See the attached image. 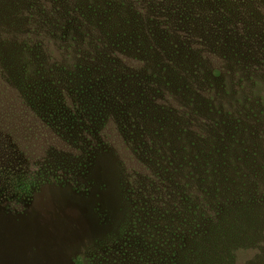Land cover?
<instances>
[{"label": "rangeland", "instance_id": "374dc122", "mask_svg": "<svg viewBox=\"0 0 264 264\" xmlns=\"http://www.w3.org/2000/svg\"><path fill=\"white\" fill-rule=\"evenodd\" d=\"M83 1L88 10L97 0ZM122 1L125 12L111 22L102 14L84 21L80 12L55 8L58 2L74 8L73 0H0V264H195L197 240L206 239L218 219L225 221L227 207L241 205L234 236L240 241L256 227L263 230L259 254L239 264H264V136L254 139L252 152L243 135L226 142L224 135L214 141L197 134L191 120L209 112L223 129L231 122L208 95L205 103L184 85L140 96L133 59L147 51L154 64H169L159 51L163 35L170 44L182 41L185 50L176 58L189 54V73L206 47L202 61L211 70V52L222 39L227 54L218 63L224 69L213 79L246 81L248 95L236 99L263 125L260 35L248 40L244 33L242 41L245 25L236 24L239 42L218 37L210 21L196 28L184 8L169 9L172 19L159 26L165 1L157 0L154 13L153 0ZM258 1L250 0V11L264 23V0ZM216 5L201 0L205 15ZM140 25L149 37H134ZM40 29L51 34L55 49ZM125 30L132 34L128 41L118 37ZM151 39L159 52L149 50ZM198 98L206 105L193 107ZM182 102L199 119H180L175 107ZM246 142L250 150L242 152ZM251 208H259V216Z\"/></svg>", "mask_w": 264, "mask_h": 264}, {"label": "trees", "instance_id": "16d2710c", "mask_svg": "<svg viewBox=\"0 0 264 264\" xmlns=\"http://www.w3.org/2000/svg\"><path fill=\"white\" fill-rule=\"evenodd\" d=\"M74 5L73 7H67L65 6V3H55V8H62V11L67 9V13L69 12H80L82 15V18L84 21H88V17L93 14H102L106 20L111 21L122 11L125 12V8L127 7V4L124 1L120 0H97L94 1V5H92L90 8L86 10L83 8V0H73ZM101 1V2H100ZM136 1V5L140 3V0H132ZM165 1V4L167 5L165 8H163L160 12H162L161 16L158 19V25L162 26V23H165V20L172 19V15L168 13L169 9L178 10L179 12L182 11L184 8L185 13L187 14V17L190 22L194 24V26L201 27L202 28V21H210L209 25L212 27H215V30L217 32L218 37L224 36L227 37L231 41H234L235 43L239 42L238 39H236V29L234 26L237 24H244L245 29L242 31V33L239 35L240 39L242 41L247 42L250 40V37H254L255 33L258 32L260 35L258 40L260 41V52L264 51V23L262 18H258L257 15H253V11H250V0H214L215 3H217L216 7L210 8L208 6V9L210 11L208 15H205V11L201 8V0H162ZM253 3H256L257 5H261L258 0H254ZM151 4H156V10L153 11L156 12L159 9V4L157 0H153ZM115 6L118 8L115 9ZM79 7H82V9L79 10ZM70 8V9H69ZM132 7L129 8L131 10ZM116 11V12H115ZM51 12V10H50ZM190 12V14H189ZM55 13V12H53ZM166 14V15H165ZM252 14V16H251ZM180 16H183L182 14H179ZM178 15V17H179ZM199 15V21L196 16ZM254 19V20H253ZM131 23V22H130ZM130 23L128 26H126L128 29L130 27ZM45 24V23H44ZM145 24V23H144ZM135 26V25H134ZM146 26V25H145ZM144 25H140L136 29L135 38L137 39L139 36H145L146 38L149 37L146 34V30L144 29ZM44 28L46 27V24L44 25ZM165 28V27H164ZM168 28V27H167ZM151 29V28H150ZM37 33L43 37L48 38L46 39L49 47L53 50L56 47L55 40L47 32L46 30L40 29L37 30ZM157 33V32H156ZM244 33L246 34L247 38L244 36ZM128 34V35H126ZM183 34H185V31H183ZM129 35H132L127 30L121 31V33L118 35L120 38H125L124 41H128ZM151 36V35H150ZM157 36V35H156ZM183 36V35H182ZM185 37V36H184ZM256 37V36H255ZM244 38V39H243ZM158 40L161 44H159V51L161 54L166 57V59L169 61V64L162 65L160 63H155L154 60H156V57H147L146 55L149 54V52L144 51L139 55L137 53L133 58L134 61L137 62V69L135 70V81L137 83V86L141 87V94L144 93V95H149V97H156V95L161 94L165 88H171V83H174V86L177 89L182 88V86H185L184 91H195V93H201L202 99L205 102L206 97L204 96V93L208 95L207 100L208 102L217 103V112H223L227 119L231 123H228L227 129H223L222 123H218L217 120H215L214 116L212 114L207 113L208 115L201 116L200 120H191V123L193 125L197 124L196 127V133L203 135H208L212 138L214 141L218 140V134L225 136V141H233L237 138V136L243 135L245 140L251 141V147L252 152L254 150V139H261L263 138L264 134V124L260 122V120L257 118V120L254 119V115L251 114L250 107H241L240 105H245L242 102V99H236L237 95H240L239 93L242 92L241 97H245L248 95V93H245L247 91V85L246 81H240L237 82H224V84H216L215 80L213 79L215 74H218L217 72H221L224 68L222 67L223 61L225 60L227 54V50L223 48L224 43L222 42V39L218 38V41H216L215 48L211 52L214 54L212 63L213 68L211 70H206L204 68V64L202 60H206L205 52L209 53V50L205 47L201 50H198L197 52V59L193 61V68L194 70L192 73H189L190 71L187 68V63L185 62V56L189 54H185L184 56H180L179 58L176 56L180 55L181 52L185 50V47H183L182 41L178 40V43L173 42V44H170V42H166L163 35H160V38L158 37ZM116 42L122 43L123 41H120L119 39L115 40ZM152 42H155V39H151V46L149 47V50H151L154 45ZM252 43V41H251ZM206 45V43H204ZM244 44V43H243ZM168 45V46H167ZM157 46V45H156ZM155 46V47H156ZM243 46V45H241ZM59 47V45H58ZM154 47V48H155ZM247 47V45H246ZM142 49V48H141ZM140 51H143V49ZM249 49V48H248ZM158 49L155 48V52H159ZM199 58V59H198ZM154 59V60H152ZM179 60V61H178ZM223 60L222 62L218 63L219 61ZM259 66L263 65L262 61L258 62ZM140 65V66H138ZM141 67V68H140ZM152 70H147L151 69ZM227 71V70H226ZM151 75V77H149ZM210 77V78H209ZM254 79L257 77L252 76ZM171 79V82L169 80ZM173 79V80H172ZM173 81V82H172ZM260 81V80H259ZM237 82V83H236ZM231 85V87L229 86ZM165 87V88H164ZM232 87H235V90H233ZM136 89V88H135ZM143 92V93H142ZM133 94V92H131ZM203 93V94H202ZM169 99L175 103V98H173L170 94H168ZM234 97V98H233ZM164 98L163 95H161V99ZM235 99V100H234ZM170 101V103H172ZM188 98L186 96L183 98V102L187 103ZM201 99L198 98L197 103L194 104L193 107H197L200 105H204ZM215 101V102H214ZM218 101V102H217ZM183 102L178 104L177 111L175 113L177 114L180 119L188 117L192 118H198L196 116V113H191L188 110H185V107L183 105ZM202 102V103H201ZM190 106L192 103H187ZM186 104V105H187ZM206 105V104H205ZM220 105V106H219ZM173 108V105H171ZM222 114V113H221ZM260 115H263L261 118L264 122V113L262 112ZM214 117V118H213ZM201 123V125H200ZM203 123V124H202ZM200 127V128H199ZM201 132H200V131ZM251 134V135H250ZM254 134L255 137H252ZM193 137V136H192ZM221 138V137H220ZM222 139V138H221ZM250 144L248 145L247 142L245 143V148L242 150V152H247L249 149ZM260 156L262 154L254 153V156ZM255 167H252V169ZM254 171V169H253ZM255 177L257 178L258 175L256 174ZM259 192V190L257 191ZM261 193V192H259ZM221 199H216L214 202H220ZM255 202L254 205L257 207L260 206ZM218 205V203H217ZM242 206V205H241ZM227 207L228 213L227 217L231 224L229 223L227 217L225 218V221L221 218L218 219L214 227L211 229V231L207 232L206 239L197 240V249L194 252V258H196L195 264H201V259H208L206 264H232L233 260L237 264L241 262L242 259L249 260L247 257L250 256L252 252H255V254H259L257 250V238L259 237L258 233L259 231H262L263 228H257V231L254 232H246L243 234V240H240L237 238L236 234L234 236L233 228L234 225L237 223L236 220H241L240 217H237L236 211L239 207ZM237 208V209H236ZM256 212H259L260 209L257 208ZM250 210H255L251 208ZM259 216V215H257ZM261 217V216H260ZM258 218V217H257ZM234 219V221H233ZM260 225H262L261 222H259ZM240 225V223H238ZM245 229V228H241ZM247 229V228H246ZM256 237V238H255ZM261 255V254H260ZM208 256V257H207Z\"/></svg>", "mask_w": 264, "mask_h": 264}]
</instances>
